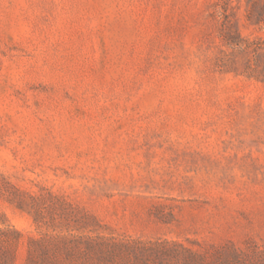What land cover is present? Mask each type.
<instances>
[{"label":"rangeland","instance_id":"1","mask_svg":"<svg viewBox=\"0 0 264 264\" xmlns=\"http://www.w3.org/2000/svg\"><path fill=\"white\" fill-rule=\"evenodd\" d=\"M0 264H264V0H0Z\"/></svg>","mask_w":264,"mask_h":264},{"label":"trees","instance_id":"2","mask_svg":"<svg viewBox=\"0 0 264 264\" xmlns=\"http://www.w3.org/2000/svg\"><path fill=\"white\" fill-rule=\"evenodd\" d=\"M249 18H250V16H248ZM236 36H238V40L237 41H234V39H231L230 41H233L234 43H237V42H240L239 40H242V37L238 34V35H236Z\"/></svg>","mask_w":264,"mask_h":264}]
</instances>
